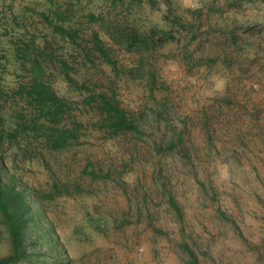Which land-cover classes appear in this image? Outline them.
Here are the masks:
<instances>
[{
	"label": "rangeland",
	"instance_id": "374dc122",
	"mask_svg": "<svg viewBox=\"0 0 264 264\" xmlns=\"http://www.w3.org/2000/svg\"><path fill=\"white\" fill-rule=\"evenodd\" d=\"M193 23L196 39L185 30ZM122 33L150 35L154 47L130 50ZM35 78L71 104L82 129L59 150L34 132L5 150L0 184L27 221L19 264H185L184 240L198 264H264V0H0L7 131L20 115L36 117L20 95ZM107 90L145 122L141 136L96 127L87 99ZM172 128L185 131V149L160 140ZM10 253L0 210V259Z\"/></svg>",
	"mask_w": 264,
	"mask_h": 264
},
{
	"label": "trees",
	"instance_id": "16d2710c",
	"mask_svg": "<svg viewBox=\"0 0 264 264\" xmlns=\"http://www.w3.org/2000/svg\"><path fill=\"white\" fill-rule=\"evenodd\" d=\"M201 13V11L194 13L196 17L195 20L201 17ZM173 24L186 28L180 20L174 21ZM196 28V24H189V27L185 29L190 33L187 38H189L190 35H192L194 39L197 38L195 32ZM55 30L62 35L71 37L72 39L77 35L76 31H73L72 29L67 30L59 25L55 27ZM114 32L116 35L118 30L115 29ZM165 36L166 38H169L171 35L165 33ZM93 39L95 40L94 48L97 51H100L104 56H107L105 49L99 43L97 34L94 35ZM117 39L120 43L123 41L130 50L143 54L153 49L155 44L154 39L150 35L135 36L132 33H122ZM38 67L39 66H37L39 74H42V68ZM68 67V64L64 62L63 72L70 81ZM147 75V87L153 92V89H155L154 87L157 86L156 76L152 70L147 72ZM108 91L109 90L101 92L97 95L92 94L87 99L90 111L95 112L98 118L96 127L110 138L130 133L141 136L144 133L143 127L145 122L139 121V118H136L133 114L128 112V110L121 107L114 92ZM20 92L21 97L27 99L28 104L35 109L37 115L33 119H27L24 115H20L17 118L15 130L7 131L5 128V119L0 112V161L3 159L8 145H12L20 138L33 137L31 136L32 132L36 134H44L42 137V139L45 140L44 146H47L46 148L50 151L59 150L79 141L82 125L77 122V118L75 119V117L72 116L74 110L72 109L71 104L66 99L58 97L56 92L46 81L35 78L31 85L27 86V88H21ZM2 99L3 92L0 86V107ZM166 100L168 102V99L160 101L159 104L161 109L153 110V113L156 114V120L162 121L165 118L168 109H170ZM41 120H43V122H41ZM45 128L46 131H44ZM168 137L170 138L166 141ZM161 139L162 143L172 150L176 149L179 145H183V149H185L184 145L189 143L186 139V133L182 129L178 131L175 128L167 129L161 136L160 140ZM2 170L3 169L0 166V181L2 178ZM93 175L95 177V174ZM14 193L18 194L16 197H21L19 193H16L15 189ZM8 194L9 191L0 184V210L6 215V226L11 238V253L9 256L0 259V264H19L27 260L28 257L24 233L27 227V221L24 220V212H21L20 210L25 208V205L23 204L22 199L23 206L19 204L18 201L15 203L14 209H11L7 200ZM168 206L173 211L176 223L182 225L184 222L183 212L172 196H170L168 200ZM16 207L20 209H17ZM179 249L183 257L186 259L185 264H198L195 250L188 242L185 240L182 241L179 245Z\"/></svg>",
	"mask_w": 264,
	"mask_h": 264
}]
</instances>
